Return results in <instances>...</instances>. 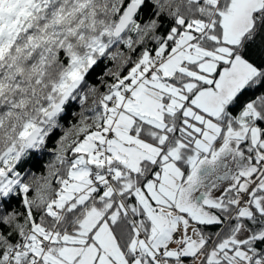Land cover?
I'll return each instance as SVG.
<instances>
[{"label":"snow or ice","instance_id":"1","mask_svg":"<svg viewBox=\"0 0 264 264\" xmlns=\"http://www.w3.org/2000/svg\"><path fill=\"white\" fill-rule=\"evenodd\" d=\"M0 264H264V0H0Z\"/></svg>","mask_w":264,"mask_h":264}]
</instances>
